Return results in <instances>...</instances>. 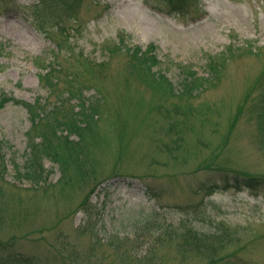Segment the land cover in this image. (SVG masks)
Segmentation results:
<instances>
[{
	"label": "rangeland",
	"instance_id": "374dc122",
	"mask_svg": "<svg viewBox=\"0 0 264 264\" xmlns=\"http://www.w3.org/2000/svg\"><path fill=\"white\" fill-rule=\"evenodd\" d=\"M178 6L167 0H47L46 7L0 0L6 46L0 97L18 101L0 108V140L8 152L24 153L29 121L19 102L48 107L69 96L63 107L70 116L84 96L98 103L86 140L99 176L133 178L110 188L109 197L93 195L97 227L102 211L111 228L110 220L141 217L140 206L154 202L174 225L226 226L233 242L216 264H264V0H181ZM151 45L159 60L153 70L165 74L167 87L179 88L189 72L206 77L210 61L219 71L210 83L196 79L189 93L173 96L123 51ZM49 68L60 70L51 73L56 85L48 94L41 77ZM58 178L56 170L49 177L51 183ZM142 185L156 192L153 202ZM68 195L55 202L21 190L11 202L12 194H3L0 249L7 244L11 252L0 251V260L10 254L31 264H93L69 257L83 254L89 237L75 231L79 194ZM164 264L181 263L169 253Z\"/></svg>",
	"mask_w": 264,
	"mask_h": 264
},
{
	"label": "trees",
	"instance_id": "16d2710c",
	"mask_svg": "<svg viewBox=\"0 0 264 264\" xmlns=\"http://www.w3.org/2000/svg\"><path fill=\"white\" fill-rule=\"evenodd\" d=\"M37 1L46 7L47 0ZM52 1L58 2L50 0ZM167 1L172 7L180 9L178 4L181 0ZM5 48V44L0 42V52ZM123 51H126L130 61L139 67L143 76L158 86L167 87L165 84L168 78L165 74L153 70L159 64L153 45L144 50L139 46H125ZM207 65L211 72L206 77H198L196 72H189L179 82V88L176 89L172 85L167 87L170 93L173 96L186 95L194 87L196 79L210 83L213 73L219 71V66L214 65L212 61ZM54 70L49 68L41 77L46 80L45 87H49L48 94L50 91L55 92L56 81H52L50 76L60 69ZM68 100L69 96L63 95L58 104L52 103L48 107H45V102H19L25 107L29 121V128L25 132V151L19 157L13 152H8L0 140V198L9 193L13 196L12 201L9 200L14 202L21 190L29 191L34 199L48 196L55 202L66 200L69 193L79 194L80 202L74 211L82 213V216L75 231L78 235H88L89 243L83 254L71 251L69 257L74 262L82 260L93 264H110L114 259L118 264H164L169 253L181 264L198 261L216 264L222 260L234 237L226 226L220 224L213 230L204 231L195 228L189 221H182L177 225L167 222L163 219L167 212L153 202L157 198L156 192L148 189L146 185H142L140 190L147 197V203L153 202V205L140 206L138 211L142 214L141 217L132 214L122 222L112 219L109 225L111 228H108L105 211H102L98 220L99 226H96L91 217L92 209L97 208L92 203L93 195L99 197L106 194L109 197L110 188H115L120 181L125 183L127 179L133 178L116 173L107 177L99 176L97 165L90 157L91 142L86 140V134L91 131L88 119L96 116L98 103L96 105L94 102H88L82 96L75 101L77 103L68 116L63 107ZM8 101L18 102L13 97L1 96L0 108ZM46 124L48 126L45 127ZM166 152L170 153L168 150ZM47 163L59 174L55 183H51L49 179L54 170L47 168ZM245 183L249 187V180ZM16 189L18 192L15 194L13 191ZM6 212L7 205L3 203L0 205V228L5 223ZM122 223L126 226L123 231L119 229ZM6 245L4 244L0 251L11 252V248ZM9 255L0 260V264L32 262L30 259Z\"/></svg>",
	"mask_w": 264,
	"mask_h": 264
}]
</instances>
